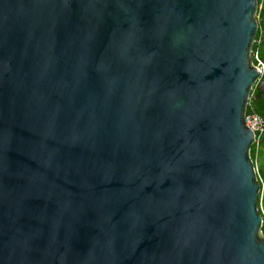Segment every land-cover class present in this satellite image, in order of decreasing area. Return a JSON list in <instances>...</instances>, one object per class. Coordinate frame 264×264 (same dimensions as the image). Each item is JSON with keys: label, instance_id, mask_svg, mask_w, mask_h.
I'll list each match as a JSON object with an SVG mask.
<instances>
[{"label": "water", "instance_id": "1", "mask_svg": "<svg viewBox=\"0 0 264 264\" xmlns=\"http://www.w3.org/2000/svg\"><path fill=\"white\" fill-rule=\"evenodd\" d=\"M257 12L0 0V264H264Z\"/></svg>", "mask_w": 264, "mask_h": 264}, {"label": "trees", "instance_id": "2", "mask_svg": "<svg viewBox=\"0 0 264 264\" xmlns=\"http://www.w3.org/2000/svg\"><path fill=\"white\" fill-rule=\"evenodd\" d=\"M258 2V12H257V22H258V30L256 33L252 54L257 53L258 58L264 63V0H257ZM257 114L264 119V92L262 88L255 86L250 94L249 104L247 107V115L249 114ZM264 142V135L261 136L260 142L258 145L254 144L250 150V156L252 161L255 164L258 180L261 184V190L258 197V207L260 210V206L264 203V178L261 174L260 168L257 165V159L259 158V148L260 145ZM262 212V216L264 217V212ZM262 232L264 234V225L262 228Z\"/></svg>", "mask_w": 264, "mask_h": 264}, {"label": "built area", "instance_id": "3", "mask_svg": "<svg viewBox=\"0 0 264 264\" xmlns=\"http://www.w3.org/2000/svg\"><path fill=\"white\" fill-rule=\"evenodd\" d=\"M252 60L256 68L260 71V78H262L264 76V63L258 58L257 53L252 54ZM245 125L254 132L255 144L258 145L261 136L264 135V119L254 113L246 114Z\"/></svg>", "mask_w": 264, "mask_h": 264}, {"label": "rangeland", "instance_id": "4", "mask_svg": "<svg viewBox=\"0 0 264 264\" xmlns=\"http://www.w3.org/2000/svg\"><path fill=\"white\" fill-rule=\"evenodd\" d=\"M261 88L262 91L264 92V84H262ZM259 153L260 154H259V158L257 159V165L258 168H260L261 174L263 175L264 178V142L260 145ZM260 210L264 212V203L261 204Z\"/></svg>", "mask_w": 264, "mask_h": 264}, {"label": "clouds", "instance_id": "5", "mask_svg": "<svg viewBox=\"0 0 264 264\" xmlns=\"http://www.w3.org/2000/svg\"><path fill=\"white\" fill-rule=\"evenodd\" d=\"M262 78H264V76L262 77ZM249 104V103H248ZM246 114H247V112H246ZM256 168V167H255ZM257 172V171H256ZM259 208V207H258ZM259 212H260V210H259ZM261 215H263L262 213H261ZM263 217V216H262ZM264 218V217H263ZM264 220V219H263ZM264 225V224H263ZM263 228V227H262Z\"/></svg>", "mask_w": 264, "mask_h": 264}]
</instances>
